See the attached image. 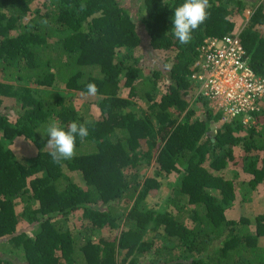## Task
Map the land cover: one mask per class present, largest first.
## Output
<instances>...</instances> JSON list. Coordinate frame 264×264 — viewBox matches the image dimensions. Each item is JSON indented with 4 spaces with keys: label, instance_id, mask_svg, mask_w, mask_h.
Returning a JSON list of instances; mask_svg holds the SVG:
<instances>
[{
    "label": "trees",
    "instance_id": "16d2710c",
    "mask_svg": "<svg viewBox=\"0 0 264 264\" xmlns=\"http://www.w3.org/2000/svg\"><path fill=\"white\" fill-rule=\"evenodd\" d=\"M183 2L142 0L137 22L123 0H0V264H264V213L226 216L237 200L228 164L252 177L238 185L243 200L264 185V107L253 126L227 124L193 100L189 82L205 39L228 33L240 34L264 78V0H209L186 45L171 31ZM250 4L247 26L234 32ZM89 83L98 119L80 117L72 93L50 90L86 93ZM51 121L89 128L62 165L45 146ZM18 137L37 147L25 161L13 150ZM173 173L185 200L156 208L151 199Z\"/></svg>",
    "mask_w": 264,
    "mask_h": 264
},
{
    "label": "built area",
    "instance_id": "2783aa9c",
    "mask_svg": "<svg viewBox=\"0 0 264 264\" xmlns=\"http://www.w3.org/2000/svg\"><path fill=\"white\" fill-rule=\"evenodd\" d=\"M189 82L193 100L207 101L221 114L222 122L241 118L245 126L256 124L255 114L264 107V78L250 67L240 34L205 39Z\"/></svg>",
    "mask_w": 264,
    "mask_h": 264
},
{
    "label": "rangeland",
    "instance_id": "374dc122",
    "mask_svg": "<svg viewBox=\"0 0 264 264\" xmlns=\"http://www.w3.org/2000/svg\"><path fill=\"white\" fill-rule=\"evenodd\" d=\"M255 1V0H254ZM123 4L127 6L133 16V18L140 22L142 13H141V5L142 0H123ZM253 6L250 4L249 10H247L244 14V16H237L234 17V21L236 24V29L234 32H241L248 23L249 17H250V10H252ZM142 29V27H141ZM260 30H262L260 28ZM137 55H142V49L138 48L136 50ZM53 93H59L62 95H68L72 93L74 103L77 107V110L79 112L80 117L84 116L85 112L90 113L93 117L98 119L100 117V109L98 107V99L96 96H87L85 93H79V92H68L63 89L62 85L52 87L50 89ZM12 102H15L14 99H8ZM6 100V104L10 105V101ZM13 117H15L14 112H9ZM13 143V150L15 152V155L23 161L25 159L30 158L31 156H34L37 150V147L35 144L30 141L29 139H26L24 137H18ZM240 152H236V155H238ZM264 153H262V156ZM240 164H228L226 173L228 177L232 179L234 183L237 184V200L235 201V204L233 207L226 211V216L228 219H234L238 220L241 217H248L252 221L254 218L264 213V185L259 187V190L252 196V200L249 202L242 199V195L240 194V190L238 185H244L245 183L249 182L250 179H252L251 176L243 173L241 171V168L239 167ZM153 171V165H149V167L142 166L141 167V179H144V177L149 176ZM66 174H68L72 180H74L76 183L80 184L81 186H85L84 180L81 178V175L78 172H69L65 170ZM178 176L176 174H171L167 179L163 180V187L161 191L158 193L156 192L155 196L151 199V203L156 207L159 208L162 205H165L166 203H170L171 201H179L181 200L184 202V197H178L174 190L178 184ZM37 205H39L37 203ZM21 210V209H20ZM81 225V218L78 214L71 216V218L68 221V227L70 230H76ZM28 225L24 222H21L19 225V228H27ZM106 232L104 231V234ZM32 234V233H30ZM158 246L163 245L162 241L159 240ZM259 245L264 248V237L259 238ZM0 255L2 253L0 252Z\"/></svg>",
    "mask_w": 264,
    "mask_h": 264
},
{
    "label": "clouds",
    "instance_id": "9594fccd",
    "mask_svg": "<svg viewBox=\"0 0 264 264\" xmlns=\"http://www.w3.org/2000/svg\"><path fill=\"white\" fill-rule=\"evenodd\" d=\"M210 7L209 0H184V2L175 8L172 17V33L180 44L186 45L192 39V33L197 30L208 18ZM98 87L95 83L87 85V96H96ZM49 155L52 162L62 165L63 162L72 159L76 153L77 139L82 142L89 135L87 123L73 121L65 129L55 121L49 122L46 129Z\"/></svg>",
    "mask_w": 264,
    "mask_h": 264
}]
</instances>
